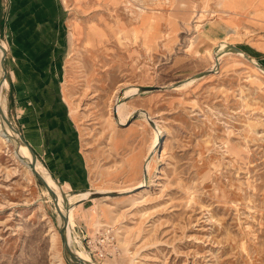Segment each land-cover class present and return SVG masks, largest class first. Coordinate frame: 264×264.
I'll return each instance as SVG.
<instances>
[{
  "label": "rangeland",
  "instance_id": "obj_1",
  "mask_svg": "<svg viewBox=\"0 0 264 264\" xmlns=\"http://www.w3.org/2000/svg\"><path fill=\"white\" fill-rule=\"evenodd\" d=\"M0 39L6 117L35 163L63 193L120 192L74 204V248L95 264H264V0H0ZM222 40L241 53L212 71ZM14 150L0 140V264H69Z\"/></svg>",
  "mask_w": 264,
  "mask_h": 264
},
{
  "label": "bare ground",
  "instance_id": "obj_2",
  "mask_svg": "<svg viewBox=\"0 0 264 264\" xmlns=\"http://www.w3.org/2000/svg\"><path fill=\"white\" fill-rule=\"evenodd\" d=\"M198 27L199 26L197 25L196 29H198ZM0 44L7 51V45L1 39H0ZM228 46H229V44L226 42V40H222L219 43H217L216 51H214L212 53L207 52V54L209 55L208 57H210L212 60V64H211L212 71L216 69L215 66L217 64V61H219V59H221V57L229 51L227 49ZM249 59L251 60V62L255 61L251 57H249ZM261 72L264 74V71L261 70ZM0 76H1V71H0ZM5 88H7L6 80L3 82L2 86H1V93H0V106L3 110V113L6 116V102H5V96H4V91H5L4 89ZM136 91H137L136 89H131V90L127 91L125 95L130 96L131 94L136 93ZM115 108H116L115 112L119 117L120 124H122V125L125 124L129 118L127 116L125 102L119 101ZM159 134H162V130H160ZM160 139H161L160 135H155V138L153 139L152 145H151L152 151L154 150L155 147H157L159 145ZM0 140L5 142V143L10 142L11 144H13L15 147V150H14L15 158L17 160H18V158L20 159V160H18V162L22 165V167L25 168V170L28 173L32 172L31 168L29 167V164L32 160L30 153L27 150H25L24 148H22L21 144L18 141V137L15 135V133L12 130H10L7 127V125L1 120V118H0ZM147 160H148V158H147ZM148 167H149V162L146 161L144 166H143V168H144V170H143L144 172L142 171L143 175L145 174L146 171H148L147 170ZM34 169L37 170V172L39 173V175L42 178H44L47 182H49L51 189L55 192V195H56L55 199H56V202H57V205H58L60 211L63 214L67 215V225L65 228V237H66V241H67V244H68L70 250L84 264H95V261H93L91 256H89L87 251L80 244H79L78 248H74L71 244V241H70V231H71V226L73 225V211L75 208L74 204L76 202H78L79 200L90 199L93 192L88 191L84 194L72 193V192L71 193L70 192L63 193L59 184H57L54 181V179L51 178V176L49 175V173L47 172V170L43 166L34 163ZM138 188H140V182L137 183L132 190L138 189ZM101 194H107V193H101ZM66 207H67V210H66ZM58 220H59V224H61L62 220H61L59 214H58ZM73 235H74V233H73ZM55 237H56V235H53V238H55Z\"/></svg>",
  "mask_w": 264,
  "mask_h": 264
},
{
  "label": "water",
  "instance_id": "obj_3",
  "mask_svg": "<svg viewBox=\"0 0 264 264\" xmlns=\"http://www.w3.org/2000/svg\"><path fill=\"white\" fill-rule=\"evenodd\" d=\"M230 52H233V53H241V50L236 48V47H233V46H228L227 48ZM0 71H1V76H0V93H1V86L3 84V82L5 81L6 79V64H5V60H6V55H7V51L1 46L0 44ZM244 55V58L249 61L250 63L251 60L249 59V57L245 54ZM257 68H259L260 70L264 71V68L261 67L260 65L258 64H254ZM206 74L208 73H212L211 70H208L205 72ZM149 88H140L139 91L142 92V91H145V90H148ZM138 115V113H134L131 117V119H134L136 118V116ZM0 118L1 120L7 125V127L12 130L13 132H15L16 134H18V141L19 143H22L28 150V152L30 153L31 155V162L29 164V167L31 168L32 172H33V175L38 179V181L42 184V186L45 188V190L47 191V193L49 194V196L51 197V199L53 200L54 204H55V208L57 210V213L59 214L61 220H62V223L58 226L57 228V232H58V235H59V239H60V243H61V250H62V253H63V256L66 258V261L69 263V264H84L79 258H77L73 252L70 250L68 244H67V241H66V237H65V228H66V225H67V215L66 214H63L57 203H56V195H55V192L45 183L44 179L35 171L34 169V163H35V153L33 152V150L31 149V147L28 145V143L23 139V137L19 134V131L17 129H15V127L12 125V123L9 121V119L5 116V114L3 113V110L0 106ZM150 122V121H149ZM128 124V122H127ZM151 126L154 127V123L151 121L150 122ZM107 195H111V196H116V195H120V192H113V193H110V194H107ZM104 194H92L91 195V198H99V197H103ZM68 207V206H67ZM67 207H66V210H67Z\"/></svg>",
  "mask_w": 264,
  "mask_h": 264
},
{
  "label": "built area",
  "instance_id": "obj_4",
  "mask_svg": "<svg viewBox=\"0 0 264 264\" xmlns=\"http://www.w3.org/2000/svg\"><path fill=\"white\" fill-rule=\"evenodd\" d=\"M104 240L106 241L107 244H108V243H112V242H114L115 237H114V235L112 234L111 231H106V238H105ZM84 241H85V243H86V245H87L88 247H89V245L92 244V241H91V240L84 239ZM102 242H103V241H102ZM99 244H100V243H99ZM94 253H97V252H94ZM97 255H99V257L102 256V254H101L100 251H99V254H94V255H92V258H93L95 261H97V259H99V257H97Z\"/></svg>",
  "mask_w": 264,
  "mask_h": 264
}]
</instances>
